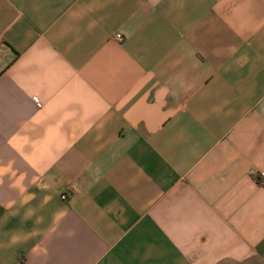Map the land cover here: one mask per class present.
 Returning <instances> with one entry per match:
<instances>
[{"label":"crops","instance_id":"0c3cea01","mask_svg":"<svg viewBox=\"0 0 264 264\" xmlns=\"http://www.w3.org/2000/svg\"><path fill=\"white\" fill-rule=\"evenodd\" d=\"M0 264H264V0H0Z\"/></svg>","mask_w":264,"mask_h":264},{"label":"built area","instance_id":"2783aa9c","mask_svg":"<svg viewBox=\"0 0 264 264\" xmlns=\"http://www.w3.org/2000/svg\"><path fill=\"white\" fill-rule=\"evenodd\" d=\"M115 38L118 40V41H121L122 40V35L121 34H116L115 35ZM41 106V103H37V107H40ZM63 199L65 198L64 195L61 196Z\"/></svg>","mask_w":264,"mask_h":264}]
</instances>
